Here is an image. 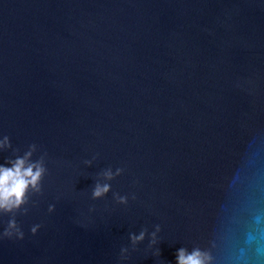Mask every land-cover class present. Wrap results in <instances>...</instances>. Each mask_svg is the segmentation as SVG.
<instances>
[{
	"label": "water",
	"instance_id": "obj_1",
	"mask_svg": "<svg viewBox=\"0 0 264 264\" xmlns=\"http://www.w3.org/2000/svg\"><path fill=\"white\" fill-rule=\"evenodd\" d=\"M5 136L0 264H264V0H0Z\"/></svg>",
	"mask_w": 264,
	"mask_h": 264
},
{
	"label": "clouds",
	"instance_id": "obj_2",
	"mask_svg": "<svg viewBox=\"0 0 264 264\" xmlns=\"http://www.w3.org/2000/svg\"><path fill=\"white\" fill-rule=\"evenodd\" d=\"M7 145L8 140L5 136L0 139V149L7 147ZM30 154V152H27L23 157H17L13 161H8L7 164H0V211H10L23 203L26 190L30 186L37 189L43 168L39 163L28 162ZM108 187V185H97L93 190V197L104 194L107 192ZM14 227V223L10 221L8 228ZM31 231L35 233L36 228L33 227ZM4 235L10 236L11 232L5 229ZM17 236L18 238L21 237L22 233L17 232ZM142 238L143 232L133 239L140 240ZM206 259L199 250L186 253L184 249H178L176 254L177 264H206Z\"/></svg>",
	"mask_w": 264,
	"mask_h": 264
}]
</instances>
